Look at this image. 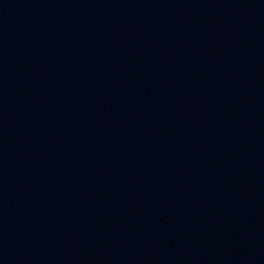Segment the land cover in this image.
I'll return each mask as SVG.
<instances>
[{
	"label": "water",
	"instance_id": "obj_1",
	"mask_svg": "<svg viewBox=\"0 0 264 264\" xmlns=\"http://www.w3.org/2000/svg\"><path fill=\"white\" fill-rule=\"evenodd\" d=\"M0 264H264V0H0Z\"/></svg>",
	"mask_w": 264,
	"mask_h": 264
}]
</instances>
